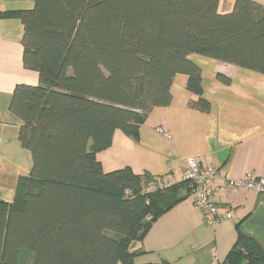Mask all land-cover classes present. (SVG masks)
Returning a JSON list of instances; mask_svg holds the SVG:
<instances>
[{"label":"trees","instance_id":"16d2710c","mask_svg":"<svg viewBox=\"0 0 264 264\" xmlns=\"http://www.w3.org/2000/svg\"><path fill=\"white\" fill-rule=\"evenodd\" d=\"M31 1L2 14L20 19L22 63L39 82L16 85L9 105L32 167L12 202L0 200V264H133L131 242L190 189L143 192L154 177L105 173L96 153L116 130L137 140L150 110L171 102L176 74L196 96L189 107L208 111L192 54L264 74V4L233 0L220 13L219 0ZM221 264H264V247L238 225Z\"/></svg>","mask_w":264,"mask_h":264},{"label":"crops","instance_id":"0c3cea01","mask_svg":"<svg viewBox=\"0 0 264 264\" xmlns=\"http://www.w3.org/2000/svg\"><path fill=\"white\" fill-rule=\"evenodd\" d=\"M32 7L31 0H0V200L8 203L18 180L32 167L31 152L18 140L21 121L9 109L11 97L16 85H37L39 79L22 63L20 19L2 14ZM232 7L233 0H219L220 13ZM189 58L201 70L208 111L189 107L196 96L186 88L187 76L176 74L171 102L150 110L137 140L116 130L111 144L96 153L105 173L129 167L135 174L175 183L182 181L186 159L195 157L204 165L224 169L232 179L247 173L264 175V74L201 55ZM218 74L230 83L221 82ZM180 196L182 200L158 217L141 240L131 242L133 264H221L236 241L238 225L264 247V195L247 189L232 192L217 179L212 200L229 209L232 217L216 227L204 223L190 191L181 189Z\"/></svg>","mask_w":264,"mask_h":264},{"label":"built area","instance_id":"2783aa9c","mask_svg":"<svg viewBox=\"0 0 264 264\" xmlns=\"http://www.w3.org/2000/svg\"><path fill=\"white\" fill-rule=\"evenodd\" d=\"M160 133L168 136V133L163 128L157 129ZM217 179H222L232 192H237L240 189L256 191L264 195V175L256 176L251 173L245 174L241 178L232 179L226 174V171L219 167L204 165L195 157L186 159V169L182 175V181H185L190 189L193 198V203L200 210L202 219L205 224L210 227H216L223 220H228L232 217L229 209L219 207L212 200L214 184ZM173 182L154 178L143 188V192H155L163 190L170 186Z\"/></svg>","mask_w":264,"mask_h":264}]
</instances>
